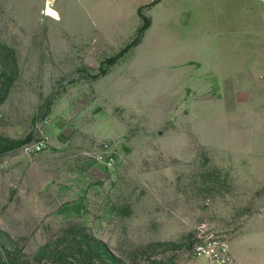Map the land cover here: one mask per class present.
<instances>
[{"label": "rangeland", "instance_id": "rangeland-1", "mask_svg": "<svg viewBox=\"0 0 264 264\" xmlns=\"http://www.w3.org/2000/svg\"><path fill=\"white\" fill-rule=\"evenodd\" d=\"M118 1L115 23L93 0H0V264H207L202 225L264 264V136L215 120L162 35L105 63L143 25L108 45Z\"/></svg>", "mask_w": 264, "mask_h": 264}, {"label": "crops", "instance_id": "crops-1", "mask_svg": "<svg viewBox=\"0 0 264 264\" xmlns=\"http://www.w3.org/2000/svg\"><path fill=\"white\" fill-rule=\"evenodd\" d=\"M153 1L128 0L131 25H121L119 36L110 38L108 45L117 50L125 43L124 36L128 41L139 28V9L148 7L146 14L151 23L136 49L152 48L151 39L162 35L171 61L179 60L185 66L186 78L202 107L220 105L213 112L215 120L234 116L245 122L249 134L264 136V2L161 0L149 6ZM92 3L101 15L118 22L120 1ZM120 82L114 84L116 95L121 93ZM231 254L244 264L241 256L233 251Z\"/></svg>", "mask_w": 264, "mask_h": 264}, {"label": "built area", "instance_id": "built-area-1", "mask_svg": "<svg viewBox=\"0 0 264 264\" xmlns=\"http://www.w3.org/2000/svg\"><path fill=\"white\" fill-rule=\"evenodd\" d=\"M264 2V0H262ZM50 4V3H49ZM47 3V5H49ZM42 143H28L22 146L23 151L28 154H36L41 151ZM113 164V159H109L107 166ZM197 234V241L194 245V258L205 261L207 264H238L230 254L229 243L219 235L207 232L202 225Z\"/></svg>", "mask_w": 264, "mask_h": 264}, {"label": "trees", "instance_id": "trees-1", "mask_svg": "<svg viewBox=\"0 0 264 264\" xmlns=\"http://www.w3.org/2000/svg\"><path fill=\"white\" fill-rule=\"evenodd\" d=\"M161 0H155L153 1L150 6L157 4L158 2H160ZM139 17L141 18V20L143 21V25L139 28L137 35L135 36V38L133 39V41L127 45L123 50H121L115 57L113 58H109L105 61V63L108 64H113L115 63L125 52H127L130 48L137 46L140 43V40L144 34V32L149 28L150 26V20L145 18L142 13H141V9H139L138 11Z\"/></svg>", "mask_w": 264, "mask_h": 264}]
</instances>
